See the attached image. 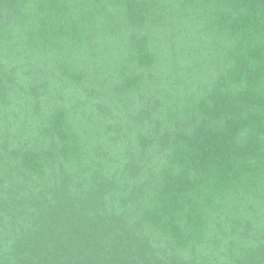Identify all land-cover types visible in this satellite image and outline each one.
<instances>
[{
	"label": "trees",
	"instance_id": "obj_1",
	"mask_svg": "<svg viewBox=\"0 0 264 264\" xmlns=\"http://www.w3.org/2000/svg\"><path fill=\"white\" fill-rule=\"evenodd\" d=\"M0 264H264V0H0Z\"/></svg>",
	"mask_w": 264,
	"mask_h": 264
}]
</instances>
